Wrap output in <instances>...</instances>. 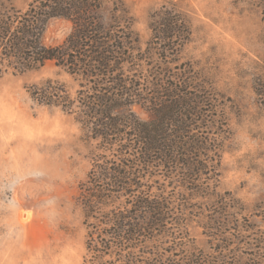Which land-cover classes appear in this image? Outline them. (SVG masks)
Returning <instances> with one entry per match:
<instances>
[{"label": "trees", "instance_id": "1", "mask_svg": "<svg viewBox=\"0 0 264 264\" xmlns=\"http://www.w3.org/2000/svg\"><path fill=\"white\" fill-rule=\"evenodd\" d=\"M101 11V0H31L24 11L0 4V76L54 61L77 83L74 96L51 82L30 95L74 115L91 145L79 195L87 230L82 264H264L259 241L232 255L220 244L209 255L188 244V202L230 204L218 192L229 135L223 101L198 72L173 67L190 38L188 22L172 10L157 13L142 56L118 10L107 25ZM53 18L72 27L49 47L42 38ZM137 105L148 120L136 115ZM172 215L178 226L169 232Z\"/></svg>", "mask_w": 264, "mask_h": 264}, {"label": "rangeland", "instance_id": "2", "mask_svg": "<svg viewBox=\"0 0 264 264\" xmlns=\"http://www.w3.org/2000/svg\"><path fill=\"white\" fill-rule=\"evenodd\" d=\"M31 0H0L27 9ZM102 22H128L130 46L142 55L157 13L172 10L189 24L190 38L174 65L190 67L223 101L229 135L223 145L217 204L187 203L190 248L211 254L216 245H264V12L259 0H101ZM70 21L47 23L43 44L59 45ZM133 40H136L135 42ZM140 50V51H139ZM164 72H161L163 74ZM147 69L145 75L152 76ZM51 82L74 96L76 81L54 61L0 76V264H82L86 253L80 186L91 168V145L74 115L43 105L30 92ZM141 120L149 113L133 108ZM200 218H199V217ZM168 225L173 232L176 217ZM202 220V221H201ZM235 229V230H234ZM161 238L158 234V245ZM232 244V245H231ZM227 252V251H226ZM237 254V252H235Z\"/></svg>", "mask_w": 264, "mask_h": 264}]
</instances>
